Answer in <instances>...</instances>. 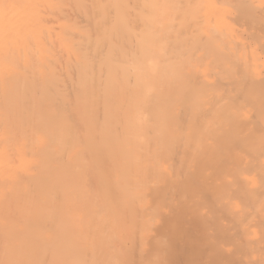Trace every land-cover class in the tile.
I'll return each mask as SVG.
<instances>
[{"label": "bare ground", "instance_id": "1", "mask_svg": "<svg viewBox=\"0 0 264 264\" xmlns=\"http://www.w3.org/2000/svg\"><path fill=\"white\" fill-rule=\"evenodd\" d=\"M0 264H264V0H0Z\"/></svg>", "mask_w": 264, "mask_h": 264}]
</instances>
